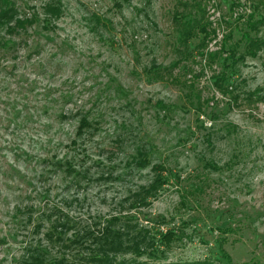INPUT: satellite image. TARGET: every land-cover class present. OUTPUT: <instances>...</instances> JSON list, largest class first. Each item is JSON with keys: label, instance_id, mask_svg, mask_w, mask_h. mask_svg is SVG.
Wrapping results in <instances>:
<instances>
[{"label": "rangeland", "instance_id": "1", "mask_svg": "<svg viewBox=\"0 0 264 264\" xmlns=\"http://www.w3.org/2000/svg\"><path fill=\"white\" fill-rule=\"evenodd\" d=\"M9 1L19 15L46 3L63 13L49 18L50 29L22 35L18 59L0 52V235L19 234L0 245V260L15 263L31 237L16 224L21 217L8 225L16 205L39 209L50 192L52 204L77 200L66 208L76 218L109 219L161 164L170 170L166 187L149 207L126 204L123 213L151 228L165 220L164 229L182 234L157 263L215 259L221 243L234 264H264V0ZM80 109L104 116L103 133L76 144L106 171L88 203L86 194L64 193L62 176L41 182L44 160L74 147ZM138 145L155 149L152 165L129 173ZM227 225L236 232L219 230Z\"/></svg>", "mask_w": 264, "mask_h": 264}, {"label": "trees", "instance_id": "2", "mask_svg": "<svg viewBox=\"0 0 264 264\" xmlns=\"http://www.w3.org/2000/svg\"><path fill=\"white\" fill-rule=\"evenodd\" d=\"M19 11V8L11 1L0 0V52H5L8 59H10V55L14 59H18V51H21L20 48L23 45H27V40L22 35H28L37 28L50 29L49 18H60L63 13L61 7L52 3L44 4L40 11L35 8L30 14L19 15ZM43 11H45L43 14L45 18L41 20L42 14L37 12ZM98 20L101 21V19ZM42 23H45L44 26ZM3 30L10 36L9 40L3 36ZM251 45L253 47L255 45L258 49L262 47L259 40L254 41ZM40 49L41 46L37 45L29 51L37 52ZM115 94L119 99L126 97L125 92L119 88ZM61 102L71 103L72 96H61ZM62 112L61 118L64 119L65 115L68 114L64 110ZM74 115L78 120V126L71 141L74 147L70 148L69 155L65 157L60 158L55 153V157L44 160L46 172L41 176V182L46 185L49 178L60 179L59 177L62 176L60 180H62L65 194L75 192L79 195H85L96 184H103V181L107 180L105 178L106 171L102 161L93 160L86 146H83L81 151L76 148V144L79 140L83 142L87 140L88 142L103 133L100 119L104 116L99 114L98 117H94L92 112L82 109L76 111ZM97 144L99 145V142ZM138 146L137 154L132 158L130 157L126 162L129 171H131L129 173L145 170L152 165L155 149ZM115 169L116 171L120 170L119 166ZM153 170L157 174L148 184L130 190L127 194L128 197L119 201L118 209L115 210L118 214L109 219H106L100 212H90L88 217L76 218L66 208L69 203H74L77 200L69 202L64 199V202L52 204L50 192L41 198L43 205L40 202L41 208L39 209L34 204L29 203L16 205L13 216L10 217V213L7 214L9 217L8 225H12L13 220L21 217L22 220L16 224L21 225V227L23 224H25L24 227L28 226L31 237L29 241L22 242V257L13 259L15 263L11 264H171L168 262L157 263V261H166L167 257L164 255L172 249L173 244L183 241L182 234L172 229H164V225H167L165 220L156 222L151 228V226L140 225L139 221L132 217L123 215L126 211V204L129 205L128 210L149 207L152 200L166 187L167 173L170 170L161 164L153 166ZM112 171L115 170L112 169ZM116 173L120 175L118 176L119 179L124 175L123 172ZM53 174L56 177H50ZM113 174H109L108 177H112ZM197 190L201 192L199 189ZM87 194L83 203H88ZM219 230L223 231L225 235L236 232L231 225L224 228L220 227ZM71 231L74 232L72 236H70ZM18 237V232L0 235V245H8L11 238V240H17ZM223 247L224 245L220 243L219 254L215 259L207 256L203 260L185 264H234L233 258ZM6 259V257L2 258L0 264H4Z\"/></svg>", "mask_w": 264, "mask_h": 264}]
</instances>
